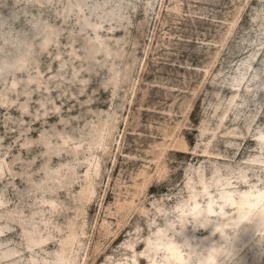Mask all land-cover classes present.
Listing matches in <instances>:
<instances>
[{
	"label": "rangeland",
	"instance_id": "374dc122",
	"mask_svg": "<svg viewBox=\"0 0 264 264\" xmlns=\"http://www.w3.org/2000/svg\"><path fill=\"white\" fill-rule=\"evenodd\" d=\"M263 205L264 0H0V264H264Z\"/></svg>",
	"mask_w": 264,
	"mask_h": 264
},
{
	"label": "bare ground",
	"instance_id": "6f19581e",
	"mask_svg": "<svg viewBox=\"0 0 264 264\" xmlns=\"http://www.w3.org/2000/svg\"><path fill=\"white\" fill-rule=\"evenodd\" d=\"M260 191V190H259ZM263 193V192H262ZM262 193H258V194H249V195H246L247 198L246 200L244 201V205L245 207L241 208L239 207V209L241 211H239L240 215L238 217V219L236 220V226H239L242 222H244L246 220V218L248 217L249 213L255 209V207L257 206V204L261 201V194ZM243 202V201H242ZM263 202V201H262ZM213 210V209H212ZM258 212V211H257ZM256 215V214H255ZM255 220H254V228H257L259 229L260 227H263L264 228V205L260 208V211L257 213ZM253 222V220H252ZM220 227V226H219ZM264 232V231H263ZM264 234V233H263ZM262 235V234H261ZM258 240V239H257ZM261 244V243H260ZM210 245V244H209ZM208 245V246H209ZM261 246V245H260ZM221 245H215V246H212L210 247L212 250L211 251V254L210 256L208 257V261L211 263V264H214L215 263V260L219 254V249H220ZM173 248L177 250V245L176 243L173 244ZM222 249V248H221ZM182 254V253H181ZM178 258H182L180 255L177 256ZM258 263V258H256L252 264H257Z\"/></svg>",
	"mask_w": 264,
	"mask_h": 264
}]
</instances>
